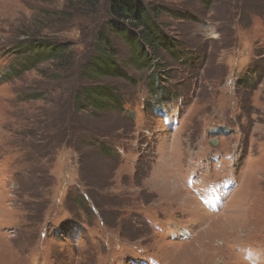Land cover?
I'll return each instance as SVG.
<instances>
[{
  "label": "rangeland",
  "instance_id": "374dc122",
  "mask_svg": "<svg viewBox=\"0 0 264 264\" xmlns=\"http://www.w3.org/2000/svg\"><path fill=\"white\" fill-rule=\"evenodd\" d=\"M108 2L0 0V75L26 39L72 58L0 79V264H264V0H145L177 56L144 69ZM100 36L127 112L74 108Z\"/></svg>",
  "mask_w": 264,
  "mask_h": 264
},
{
  "label": "trees",
  "instance_id": "16d2710c",
  "mask_svg": "<svg viewBox=\"0 0 264 264\" xmlns=\"http://www.w3.org/2000/svg\"><path fill=\"white\" fill-rule=\"evenodd\" d=\"M162 12L163 8L151 6L145 0H109L108 29L125 43L128 49L125 63L128 66H136L140 69L149 68L152 64L151 61H153V58L160 50L167 52L171 56L176 55V45L171 38L164 34L160 24L157 22V17ZM67 16H70V14ZM15 48L20 54V58L12 68L0 75L2 81L14 73L35 69L46 61L55 62L60 65L59 67H71L72 58L69 43H57L45 38H34L19 42ZM96 51L97 55L82 69V76L86 82L84 86H79L74 94V108L77 111L88 109L92 115H96L98 111L111 108L119 113L121 111L127 112L124 109L127 101H123L119 93L115 91V86L111 83L102 84L100 81V78L103 76L110 79L117 77L124 78L125 80L129 79L125 71L119 67L118 61H116L117 50L106 36H100ZM150 73L151 76L157 73L158 77L159 72L152 70ZM162 94L164 93L160 94L159 101H156L154 104L160 101L169 103V101L177 98L173 96L167 100V97L164 98ZM144 106L147 108L153 107L150 103L147 105L143 104ZM64 126V129H60L59 127L55 131V139L62 136V141H65L68 136L67 132L73 129L71 123ZM57 135L59 136L57 137ZM89 135L92 140H97L98 138L96 137L100 136V134L93 131L89 132ZM102 149L101 147L100 151ZM73 227L74 225L72 224L69 226L62 225L60 231L68 236L72 234L69 232L72 231L70 229Z\"/></svg>",
  "mask_w": 264,
  "mask_h": 264
},
{
  "label": "water",
  "instance_id": "95a60500",
  "mask_svg": "<svg viewBox=\"0 0 264 264\" xmlns=\"http://www.w3.org/2000/svg\"><path fill=\"white\" fill-rule=\"evenodd\" d=\"M211 144H212L213 146L215 145V143H214V142H212Z\"/></svg>",
  "mask_w": 264,
  "mask_h": 264
}]
</instances>
